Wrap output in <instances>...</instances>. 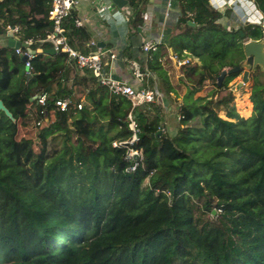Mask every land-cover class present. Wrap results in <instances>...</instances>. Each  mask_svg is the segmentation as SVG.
Instances as JSON below:
<instances>
[{
  "label": "trees",
  "instance_id": "trees-1",
  "mask_svg": "<svg viewBox=\"0 0 264 264\" xmlns=\"http://www.w3.org/2000/svg\"><path fill=\"white\" fill-rule=\"evenodd\" d=\"M128 1L131 22L140 24L149 0ZM176 1L180 16L168 45L201 65L179 67L192 87L174 107L176 134L158 117L137 114L143 161L134 172L125 171V150L110 144L129 135L126 98L79 73L62 52L35 54L24 76L21 57L0 46V99L12 114L0 112V264H264V86L255 79L250 101L245 95L241 109L236 101L241 118L227 89L241 71L216 82L240 65V33L261 40L264 27L222 29L208 0ZM253 1L264 25V0ZM47 11V0H3L0 34L7 24L21 26L29 49L50 48L38 43L52 32ZM74 16L64 28L76 48L89 36L74 27ZM149 68L173 92L166 71ZM207 82L223 95L192 101ZM41 93L43 106L32 100ZM62 99L67 111L55 105Z\"/></svg>",
  "mask_w": 264,
  "mask_h": 264
},
{
  "label": "built area",
  "instance_id": "built-area-1",
  "mask_svg": "<svg viewBox=\"0 0 264 264\" xmlns=\"http://www.w3.org/2000/svg\"><path fill=\"white\" fill-rule=\"evenodd\" d=\"M3 0H0L2 2ZM230 0H221L222 5L227 6V2ZM238 4H247L254 10H258L257 5L253 0H231ZM95 13L101 18L102 21L108 22V19L116 23L117 26L121 24L118 21L117 14L121 16V8L116 4L114 0H90ZM210 2L216 3L217 0H211ZM174 0H166V4L163 8L164 19H168L170 15V10L173 6ZM81 4V0H47V16L48 21L52 23V32H50L44 39L39 40V45L49 44L50 48L55 49L57 52H62L67 55L68 63L73 66L74 69L78 70L79 73H89L95 80V82L101 87H105L111 95L116 97L126 98L130 104L131 108L126 116L127 128L129 135L124 139L113 140L110 142L111 146L114 148H123L125 150L124 161L128 164L126 172H134L139 164L143 161L142 151L139 149L138 144L140 142V126L136 119L137 114L141 111L143 105L148 104H159L160 93L156 89H147L145 87L136 88L131 83L120 80L116 78L112 72V63L114 61L123 60L128 63L131 67L132 78L140 85H146L148 83L149 73L143 72L141 66L136 61H129L126 57L122 58V49L114 53L104 52L101 47H97V42L93 37L90 39L86 46L93 49L94 52H81L73 48L69 43V38L67 36V30L64 28L65 21L71 16L75 15L73 18L74 27L84 28L88 19L77 16L75 13ZM233 5V3H232ZM231 6V5H230ZM212 7V6H211ZM149 15L145 12L143 15L144 23L149 22ZM261 25L262 21L258 19ZM125 21L123 20V23ZM126 24V22H125ZM128 26V25H127ZM145 26V24L143 25ZM262 26V25H261ZM3 27V22L0 19V29ZM129 29V28H128ZM22 27L7 24L4 28L3 36L6 37V33L11 31L13 34V39L15 42L22 43L20 39ZM142 27H140V31ZM143 31V30H142ZM146 39L143 41L141 50L143 53H150L156 50L157 46L163 44V36H159L156 39L146 35ZM7 38V37H6ZM27 47H12L15 53L20 57L26 56V61L24 63V76H30L31 64L30 61L36 54L29 49L31 40L24 41ZM171 59L176 63L178 67L186 65L188 60L179 59L177 55L171 54ZM32 100L36 101L37 105L43 106L46 101V93H41L34 96ZM69 100L62 99L55 102L56 107L60 111H67L69 109ZM161 107L164 102H160ZM82 104H77V109L80 110ZM181 116H178V120ZM161 130V129H160ZM162 132V131H161Z\"/></svg>",
  "mask_w": 264,
  "mask_h": 264
},
{
  "label": "crops",
  "instance_id": "crops-1",
  "mask_svg": "<svg viewBox=\"0 0 264 264\" xmlns=\"http://www.w3.org/2000/svg\"><path fill=\"white\" fill-rule=\"evenodd\" d=\"M116 4L122 9L120 10L121 16L119 13L117 14L118 21H121V24L119 26L116 25V23L113 22L115 27H123L125 35L121 36L116 32H110L108 29V22L102 21L101 18L95 13L93 6L90 2V0H81V4L76 10V14L81 19L86 18L88 21L85 24L84 32L88 34L89 40L93 37L95 38V41L97 43L103 42L104 47L106 49L107 53H114L118 50L122 49V58H127L129 61H136L139 65L140 63H143V66H141L142 71L145 70L150 75L148 78V83L146 85H140L137 83L131 76V70H129V67L127 66L128 63L124 62L123 60L114 61L112 63V72L114 76L120 80H125L129 83H131L133 86H135L137 89L141 87H145L147 89H156L161 95V92H163L160 89L161 86V77L159 78V74L151 70L149 68V63L154 60L159 63V67L163 68L164 71H166L168 76V82L169 86L173 88V92H169L167 95V99L163 98L164 105L162 107H156L159 104H148L143 105L141 108V111L144 112L146 116H150V112L152 111V107H156L155 114L156 117L158 116L159 119L161 118V111L163 109H166V116L169 117L172 115L175 117L174 113V107L172 105V100H180L187 93L190 91L191 88L188 87L187 82L183 81L181 77H183V72L175 66V62L171 59V54L173 53L172 49L169 47L167 41L170 37V35H173V27L176 25V22L180 16V9L177 5V1L174 0L173 6L170 10V15L168 19H164L163 15V8L166 4V0H149L143 10V13L141 14L142 17L145 15V12L147 14L151 13L149 15V22L144 23V19L140 24H137L136 27H134L133 22H131V19L133 18L135 11L130 6L128 0H114ZM210 5V1H209ZM243 8L247 7V10L250 12L249 9L253 10L248 4L247 6L245 4H242ZM211 6V5H210ZM249 8V9H248ZM123 20L126 22L123 23ZM145 24V26H143ZM128 25V26H127ZM140 27H142V30L140 31ZM129 28V29H128ZM126 30L129 32L128 36L126 35ZM149 34V37L157 38L159 36H163V44H160L157 46L156 50L153 51L152 55L150 53H143L141 50V46L143 41L147 38L146 35ZM88 41L82 42L81 46L77 48V50H80L81 52H94L93 49H90L86 46ZM7 44V38L0 34V46H5ZM78 42H76V45ZM113 45V46H112ZM161 47V48H160ZM74 48V47H73ZM159 48V49H158ZM76 49V48H75ZM103 50V49H102ZM184 53H186L184 51ZM180 59V58H179ZM182 60L184 58H181ZM171 69H174L176 74H173ZM144 72V71H143ZM175 75V77H174ZM185 85L184 92L181 93V91L177 90V84ZM179 86V85H178ZM163 88V87H162ZM164 89V88H163ZM178 95V96H177ZM203 92L202 90L199 92H194L193 97L197 99V97L203 98ZM160 109V110H159ZM162 122L159 120V124ZM169 135L176 134V128L170 129L169 132H167Z\"/></svg>",
  "mask_w": 264,
  "mask_h": 264
},
{
  "label": "rangeland",
  "instance_id": "rangeland-1",
  "mask_svg": "<svg viewBox=\"0 0 264 264\" xmlns=\"http://www.w3.org/2000/svg\"><path fill=\"white\" fill-rule=\"evenodd\" d=\"M209 1H211V0H208V3H209ZM218 2H221V0H217V2L213 3V4H212V2H210V5L214 9H217L219 11V13H221L222 17H221L220 20H218L216 22V25H218L222 29H226V30L230 31V30L237 29L239 27L245 26L247 24H250V25H256V23L259 24V21H258L259 18L262 21V14L258 10L254 11V10H251V9L248 8L250 10V12H249L247 10V7H245V9H244L242 4L235 3V2H233L231 0L227 2V6H225V4L222 5L221 3H218ZM232 3H233V5H232ZM107 24H108L107 26H108V29H109L110 32H113V33L116 32V33H118L121 36L125 35L124 28L123 27H115L112 20L108 19V23ZM136 26L137 25H134V27H136ZM262 27H264V25H262ZM128 34H129V32L126 30V35L128 36ZM175 39L176 40H180V39H178V37L175 38ZM247 41H248V38H244V39L240 40V43L242 45L243 43H245ZM74 43H75V47L77 49L78 47L76 45V41H74ZM167 43H168V41H167ZM231 49L233 50V52L232 51L228 52L227 56H226V58L228 60H230V61L233 60L232 56H233V53H235V49L233 47H231ZM153 53H155V52H151L150 54L152 55ZM184 59L188 60V63L186 64V66L189 65L190 67H192L193 65H199V66L201 65V62H200V60L198 58L190 57L188 55L187 57H184ZM244 59H245L244 55L243 56L239 55L236 58L235 61H238L239 64L241 65L244 62ZM150 63L152 64L153 67H159V65H160L159 63H157V61H154V60H152ZM140 65L143 66V63H140ZM127 66L129 67V70H131L130 65L127 64ZM176 67L178 68L177 65H176ZM186 68H188V67H186ZM143 71L146 73L145 70H143ZM171 71H172L173 74H176L174 69H171ZM158 76L160 78V75H158ZM174 77H175V75H174ZM181 79L183 81L187 82V84H188L187 86L188 87H186V88L189 89V88L192 87V85L187 80H185L184 77H181ZM255 79H257L264 86V70H262L259 67H256L254 70L250 71V73L248 75V81L246 83L242 84V85H239V83L242 82V72H241L238 76H236L233 80H231L228 83V85H227V89L230 91L231 96L233 97V105H234L235 111L238 113V115L241 118H243V117L240 115V113L238 111L239 109L236 106V101L239 100L240 109L242 107L241 102L243 101V98H244L245 95L248 96V101H250V98H249L250 97V89H251ZM183 86H185V85H183V84L181 85V83L177 84V86H176L177 90L181 91V93H183L184 90L186 89V88L184 89ZM160 89L163 92H161L162 97H160V99H159V105L156 106L157 108L161 107L160 102L163 101V98L168 100L167 99V95L164 93L165 89H163L162 86H160ZM202 92H203V95H204L203 98H200V99L197 100L195 97H192V101H194L197 104H203L206 100H208V99H210L212 97H213L214 101H217V99H219V97H221L223 95L222 91H218L217 88L214 85H212L211 83H208V82L205 83V85H204V87L202 89ZM185 97H186V95H185ZM185 97H183L180 100H177V99L176 100L175 99L171 100L170 99V101L172 102L173 107H175V109H176V107H179L182 104V102H183ZM83 104H85V102H83ZM156 107H152V109H151L152 111L150 112V116H147L149 122L155 120L158 117V116L156 117V114H155V110H156L155 108ZM160 112L162 114H161V118L160 119L158 117V120H160L162 122L161 126L165 128L166 132H169L170 129H172V128H177L178 123H179V120H178V116L179 115H177L176 117H173L172 115L167 117L166 116V114H167L166 109H163V111L160 110ZM217 112H218V115L220 117L225 118V112L224 111H221L220 109H218ZM252 113H253V109H252ZM252 113L250 114V116L252 115ZM192 124L193 123H191V125ZM69 125H70V127H72L73 120L69 121ZM215 213L216 212H214V214L212 213L213 216L215 215Z\"/></svg>",
  "mask_w": 264,
  "mask_h": 264
},
{
  "label": "water",
  "instance_id": "water-1",
  "mask_svg": "<svg viewBox=\"0 0 264 264\" xmlns=\"http://www.w3.org/2000/svg\"><path fill=\"white\" fill-rule=\"evenodd\" d=\"M188 25L191 27L195 26L193 22H188ZM240 35L244 39L245 37L244 34L240 33ZM6 37H7V46L9 48L27 47L25 43L15 42L11 31H8L6 33ZM97 47H101L104 52L106 51V49L103 48L104 47L103 42L97 43ZM32 52H35L36 54H44V55H54L57 53V51L53 48H44V49L40 48ZM243 53H244L245 59L241 65L236 66L231 69H224L222 70L220 75L217 76L216 82L218 86L221 85L222 81L224 80L227 74L237 73L241 71L242 72V82H240L239 85H242L248 81V75L250 71L254 70L256 67H259L262 70H264V39H261V40L248 39V41L243 44ZM26 58H27L26 56L21 57V61L25 62ZM37 111H40L39 107L37 108ZM0 112H3L8 118L12 119V114L5 107L1 99H0ZM161 133L162 132L159 131L157 136H160ZM214 212L215 211H212L213 214Z\"/></svg>",
  "mask_w": 264,
  "mask_h": 264
},
{
  "label": "clouds",
  "instance_id": "clouds-1",
  "mask_svg": "<svg viewBox=\"0 0 264 264\" xmlns=\"http://www.w3.org/2000/svg\"><path fill=\"white\" fill-rule=\"evenodd\" d=\"M258 11H259V9H258ZM260 12V11H259ZM261 13V12H260ZM262 14V13H261ZM262 19H263V17H262Z\"/></svg>",
  "mask_w": 264,
  "mask_h": 264
}]
</instances>
